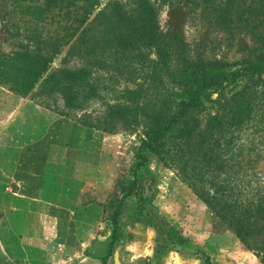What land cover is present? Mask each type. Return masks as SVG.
<instances>
[{
	"label": "rangeland",
	"instance_id": "rangeland-1",
	"mask_svg": "<svg viewBox=\"0 0 264 264\" xmlns=\"http://www.w3.org/2000/svg\"><path fill=\"white\" fill-rule=\"evenodd\" d=\"M142 1L153 10L167 65L143 40ZM203 2L100 0L95 14L107 9L117 21L121 7L130 22L123 36L137 43L94 59L83 47L55 51L58 9L36 24L0 0V53L28 49L49 62L27 96L0 85V264H264L235 231L247 211L227 197L249 202L264 193V105L240 126L224 112L211 128L212 110L188 120L169 138L170 167L152 156L138 172L139 195L124 203L111 245L108 217L176 81L197 63L233 65L264 50V0H224L219 12ZM102 19L95 38L105 32ZM258 19L263 25L254 28L249 22ZM64 70L88 76L70 92ZM52 75L56 83L47 85ZM224 87L212 100L232 95Z\"/></svg>",
	"mask_w": 264,
	"mask_h": 264
},
{
	"label": "trees",
	"instance_id": "trees-1",
	"mask_svg": "<svg viewBox=\"0 0 264 264\" xmlns=\"http://www.w3.org/2000/svg\"><path fill=\"white\" fill-rule=\"evenodd\" d=\"M203 3L206 9H212L215 12H219L222 4L224 6V0H204ZM3 4L4 6L10 4V8L23 14V18L30 17L27 21L36 24L45 22L54 10L61 11L63 15L59 18L63 19V22H60V31L51 37L57 53L61 52L63 47L72 45L77 46L79 53L83 47L85 56H94L95 59L98 56H106L114 49L119 54L137 43V40L130 36L128 38L123 36V28L130 22L124 19V11L121 7L116 8L117 21H112V16L107 13V9L95 14L101 5L100 0H3ZM140 4L139 8L144 17L142 28L143 30L148 28L147 33L142 36L143 40L149 41L148 44H151L153 48L157 47L160 63L167 65L166 48L155 29L153 10L143 1ZM101 18L104 21L105 32L102 37L95 38V35H91L94 32L93 25ZM51 20L55 21L54 18ZM249 23L254 28L263 25L259 19L251 20ZM27 51L28 49L24 53L13 52L9 56L0 53V85L24 96L32 93L38 81L48 71L49 64L48 61L46 63L39 57L30 58ZM87 76L86 70L78 72L64 70L61 75L70 92L73 86L84 82ZM53 77L52 75L44 80L47 85L56 83ZM248 82L252 83L253 89L248 88L246 85ZM226 85L232 95L228 97L221 93L216 101L212 100L213 95L220 92ZM169 97L170 99L156 112V125L145 135L135 156L133 181L125 188L124 195L108 217L112 248L118 241L120 216L124 203L129 197L139 195L138 172L146 168L152 156L159 158L165 166L170 167L168 163L169 138L173 137L188 120L198 119L203 114H210L212 110L216 112V116L211 119L210 126L217 129L224 112L230 116V124L233 126L245 124L251 119L254 111L257 114L263 112L261 108L264 105V50L251 60L233 65L197 63L186 70L182 79L176 81L175 89L170 92ZM227 197L234 204L233 208L236 206L246 210V216L249 218L247 224L236 226L235 231L238 237L248 248H253L264 255V241L259 243L258 240V238L261 240V237L264 240V193L258 191L249 202L232 201L231 196ZM231 202L227 203L228 209L232 205ZM208 263L210 264V258H208Z\"/></svg>",
	"mask_w": 264,
	"mask_h": 264
}]
</instances>
